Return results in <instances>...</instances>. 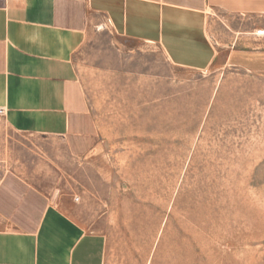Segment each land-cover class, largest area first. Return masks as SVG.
<instances>
[{
	"label": "rangeland",
	"instance_id": "374dc122",
	"mask_svg": "<svg viewBox=\"0 0 264 264\" xmlns=\"http://www.w3.org/2000/svg\"><path fill=\"white\" fill-rule=\"evenodd\" d=\"M75 64L99 146L74 157L21 137L17 164L105 235V264H264V73L221 54L174 64L107 29L87 35Z\"/></svg>",
	"mask_w": 264,
	"mask_h": 264
},
{
	"label": "crops",
	"instance_id": "0c3cea01",
	"mask_svg": "<svg viewBox=\"0 0 264 264\" xmlns=\"http://www.w3.org/2000/svg\"><path fill=\"white\" fill-rule=\"evenodd\" d=\"M257 28L264 0H0V264H105V235L85 230L17 164L21 137L58 140L74 157L99 146L75 64L90 32L158 44L174 64L203 67L221 54L264 73Z\"/></svg>",
	"mask_w": 264,
	"mask_h": 264
},
{
	"label": "built area",
	"instance_id": "2783aa9c",
	"mask_svg": "<svg viewBox=\"0 0 264 264\" xmlns=\"http://www.w3.org/2000/svg\"><path fill=\"white\" fill-rule=\"evenodd\" d=\"M255 34H256V35H264V28H257V29L255 30ZM2 112H3V110L0 109V113H2Z\"/></svg>",
	"mask_w": 264,
	"mask_h": 264
}]
</instances>
